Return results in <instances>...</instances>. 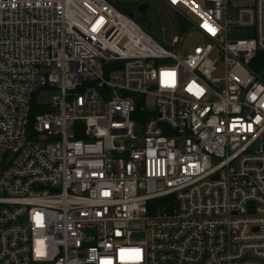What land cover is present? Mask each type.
<instances>
[{
  "label": "built area",
  "instance_id": "1",
  "mask_svg": "<svg viewBox=\"0 0 264 264\" xmlns=\"http://www.w3.org/2000/svg\"><path fill=\"white\" fill-rule=\"evenodd\" d=\"M159 1L0 0V264H264V0Z\"/></svg>",
  "mask_w": 264,
  "mask_h": 264
},
{
  "label": "rangeland",
  "instance_id": "2",
  "mask_svg": "<svg viewBox=\"0 0 264 264\" xmlns=\"http://www.w3.org/2000/svg\"><path fill=\"white\" fill-rule=\"evenodd\" d=\"M119 11L127 13L131 10L137 13V3L135 0H109ZM140 1V0H137ZM150 9L144 15L145 26L138 20V23L144 28L155 41L166 49L185 56L193 50L196 44H201L203 38L191 27L190 30L181 31L177 23V17L180 15L186 19L185 15L179 11L171 9L162 4L159 0H148ZM37 89V102L45 104L51 102L53 92H42ZM39 92V93H38Z\"/></svg>",
  "mask_w": 264,
  "mask_h": 264
},
{
  "label": "trees",
  "instance_id": "3",
  "mask_svg": "<svg viewBox=\"0 0 264 264\" xmlns=\"http://www.w3.org/2000/svg\"><path fill=\"white\" fill-rule=\"evenodd\" d=\"M135 1L137 3V6H139L141 3L146 2L148 0H140V1L135 0ZM129 12H134V11L131 10ZM129 12H127V14ZM177 19H178L177 23L179 24V28L181 29V31L190 30V28H191L190 23L186 19H184L180 15L177 17ZM251 68L255 71V73L263 76L262 78H264V51L259 52L258 55L251 61Z\"/></svg>",
  "mask_w": 264,
  "mask_h": 264
},
{
  "label": "water",
  "instance_id": "4",
  "mask_svg": "<svg viewBox=\"0 0 264 264\" xmlns=\"http://www.w3.org/2000/svg\"><path fill=\"white\" fill-rule=\"evenodd\" d=\"M150 9V3L149 1H146V2H143L141 3L138 7H137V13L136 12H129L128 13V16L130 18H138V20H140V22L145 26V22H144V15L148 12V10ZM142 25V26H143ZM143 26V27H144ZM145 28V27H144ZM135 238H138L139 236L138 235H135L134 236Z\"/></svg>",
  "mask_w": 264,
  "mask_h": 264
},
{
  "label": "snow or ice",
  "instance_id": "5",
  "mask_svg": "<svg viewBox=\"0 0 264 264\" xmlns=\"http://www.w3.org/2000/svg\"><path fill=\"white\" fill-rule=\"evenodd\" d=\"M132 254H134L136 257H139V251L138 250H135L134 253H131L130 255H132Z\"/></svg>",
  "mask_w": 264,
  "mask_h": 264
}]
</instances>
